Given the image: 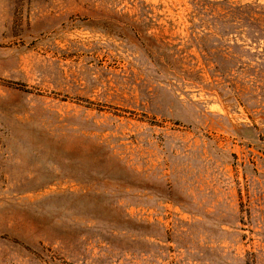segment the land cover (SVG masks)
Here are the masks:
<instances>
[{
    "label": "rangeland",
    "instance_id": "rangeland-1",
    "mask_svg": "<svg viewBox=\"0 0 264 264\" xmlns=\"http://www.w3.org/2000/svg\"><path fill=\"white\" fill-rule=\"evenodd\" d=\"M210 6L0 0V264H264V32Z\"/></svg>",
    "mask_w": 264,
    "mask_h": 264
},
{
    "label": "trees",
    "instance_id": "trees-1",
    "mask_svg": "<svg viewBox=\"0 0 264 264\" xmlns=\"http://www.w3.org/2000/svg\"><path fill=\"white\" fill-rule=\"evenodd\" d=\"M203 3L211 5L207 10L205 9L204 13L210 18L213 19L217 17H224L228 18L229 23H239L242 20L244 23L248 24V27L251 29L256 27L258 31L264 32V25L261 21H264V12L259 11V6H252V5H237V6H230L225 11H219L212 7L215 6V2H209L206 0H201ZM200 9H203L202 4L199 6ZM215 12V13H214ZM223 12V13H222ZM203 13V14H204ZM219 19V18H217ZM205 49H203L204 51ZM228 71H221L222 75H224Z\"/></svg>",
    "mask_w": 264,
    "mask_h": 264
}]
</instances>
